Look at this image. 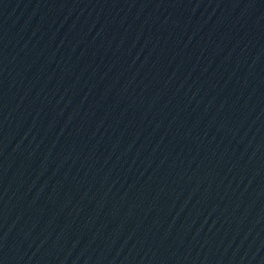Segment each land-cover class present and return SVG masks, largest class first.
<instances>
[{
    "label": "water",
    "instance_id": "1",
    "mask_svg": "<svg viewBox=\"0 0 264 264\" xmlns=\"http://www.w3.org/2000/svg\"><path fill=\"white\" fill-rule=\"evenodd\" d=\"M0 264H264V0H0Z\"/></svg>",
    "mask_w": 264,
    "mask_h": 264
}]
</instances>
